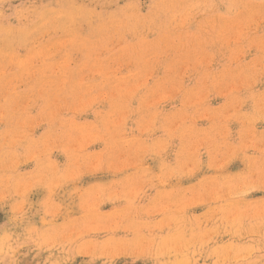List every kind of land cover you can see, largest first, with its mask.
<instances>
[{
  "label": "rangeland",
  "instance_id": "obj_1",
  "mask_svg": "<svg viewBox=\"0 0 264 264\" xmlns=\"http://www.w3.org/2000/svg\"><path fill=\"white\" fill-rule=\"evenodd\" d=\"M0 264H264V0H0Z\"/></svg>",
  "mask_w": 264,
  "mask_h": 264
}]
</instances>
